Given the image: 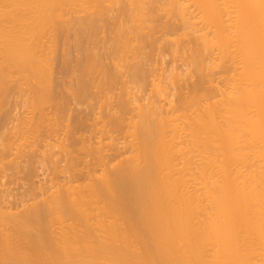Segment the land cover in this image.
<instances>
[{
    "label": "bare ground",
    "instance_id": "obj_1",
    "mask_svg": "<svg viewBox=\"0 0 264 264\" xmlns=\"http://www.w3.org/2000/svg\"><path fill=\"white\" fill-rule=\"evenodd\" d=\"M104 27L109 32L107 43L111 56L105 52L100 54L101 47L98 54L96 48L86 46V43H98L97 36L100 37ZM72 31L77 43L69 42L78 45L85 55L76 69V75L79 74L76 85L72 82L76 86L74 96L82 99L102 88L107 102L104 100L106 104L101 102L104 104L101 105L99 101L101 108L117 96L116 104L109 102L110 108L104 115L108 122L103 124L106 119L102 120L101 115V126L97 121L89 129L97 130L93 132L99 133L96 134L98 141L95 133L90 134L95 140L84 136L97 143L95 149L92 146L95 142L82 140L84 146L91 145L93 153L87 146H83L90 151L87 154L84 148H79L86 155L83 162L89 166L85 158L93 154L101 172L98 174L96 170L98 175L95 174L93 167V176L90 174L92 159L91 166H86L88 170L83 168L85 176L88 173L93 181L90 177V182L85 179L87 183H80L79 175L77 183L70 174L73 176L74 168L78 169L83 162L82 157H74L71 152L74 163L79 158L82 164L78 165L77 161L76 167L71 165L68 179L65 163L62 172L67 179L62 182L57 176L58 181L53 182L52 188L50 185L44 191L41 188V200H37L36 194L31 202L23 199L14 209L1 198L0 264H264V0H0V101L7 98L9 80L17 88L20 77L22 82H28L26 89L31 90L27 96L34 104H29L38 107L31 108V113L28 111L31 116L25 115L29 120L23 116L26 120L20 128L23 142L43 133L42 127L49 128L45 123L51 122L52 114L48 117L49 112L45 113L44 101L56 96L52 66L57 59L59 40L66 44L68 39L64 37L68 33L71 37ZM160 40L169 47L170 50L166 49L174 63H179L178 57V60L187 57L186 65L190 66L187 72L199 78L192 91L186 87L185 93L186 73L182 75L178 65L172 62L173 68L169 67L167 72L169 69H162L160 63L162 73H158L160 70L148 63ZM61 43L60 52L64 56ZM158 52L160 55L161 51ZM69 56V59L73 57ZM64 59L62 63L72 69L73 65H69L73 60ZM122 63L130 79L144 84L150 82L149 97H142L146 103L141 102L137 90L132 91L133 86L126 85L127 75L126 79L120 76L118 68ZM156 69L159 75L155 77L150 70L156 73ZM14 74H19L16 84ZM118 80L122 86L119 85L120 92L116 93L113 90ZM24 87H19L20 92ZM94 87L97 88L93 90ZM20 94L17 96L21 97ZM1 105L0 102V108ZM40 105L44 111L39 109ZM54 115V119L59 117ZM19 117L18 122L22 119ZM68 118L71 119L69 115ZM76 122L84 125L85 119L82 116ZM54 124L50 125L51 129ZM75 126L77 129L78 125ZM64 132L69 138L71 133L67 129ZM129 132L133 139L126 141ZM16 133L15 138L20 135ZM40 135L34 140L43 139ZM120 136L126 137L121 141ZM15 138L12 137V143H16ZM47 139L40 141L41 145H48ZM59 139L57 144L61 142L58 143ZM63 143L57 148L61 146L62 152L59 151L64 154L70 147L64 151ZM72 143L76 146V142ZM23 144L21 141L20 147ZM121 144L130 153L128 156L122 157ZM4 147L0 145L2 150ZM29 156L32 155L29 153ZM64 156L73 163L67 153ZM4 160L0 162L2 168ZM19 160L15 161H22ZM10 162L13 167V160ZM59 169L55 168V177ZM33 192L28 193L33 195Z\"/></svg>",
    "mask_w": 264,
    "mask_h": 264
},
{
    "label": "rangeland",
    "instance_id": "obj_2",
    "mask_svg": "<svg viewBox=\"0 0 264 264\" xmlns=\"http://www.w3.org/2000/svg\"><path fill=\"white\" fill-rule=\"evenodd\" d=\"M104 24V23H103ZM105 28L106 27H104V28H102L101 29V33L99 32V35H100V37L99 36H97V41L96 42H98V43H95V44H91V43H86V46H88V47H94V48H96L95 50L98 52V54L100 53V50H101V53L100 54H102L103 52H105V54H107L108 56H111V55H109V54H111V47L109 46V44L107 43L108 42V40H109V32H106V30H105ZM102 30H104V31H102ZM108 31V30H107ZM71 34L73 33V31L72 32H70ZM74 34V33H73ZM72 34V35H73ZM71 35V37H70V34L68 33V36L66 37H64V38H66V39H68V40H65L66 41V44H64L63 45V43H65L64 41H62L63 43H61V40L62 39H60L59 40V45H58V49L57 50H59V51H57L58 53H57V55H56V60L53 62V64H55V66L53 67L52 66V70L53 71H55V72H53L52 71V73H53V77H54V79H55V81H53L54 82V85L55 84H57V90H55V92H54V95H56V96H53V98H51V100H52V102H51V100H50V98L48 97L47 98V101L45 102L44 101V103H46L45 105H44V108H45V113H48V117H50L49 116V114H50V112H51V116L53 117H55V115L54 114H57V115H59V117H60V119H59V117L57 116L55 119H54V117L52 118V117H50L51 118V122H49L48 120H47V122L49 123H45V125H46V127H51L50 125L51 124H54V120H56V122H58V121H60V123L58 122L57 123V126L58 127H55L56 125V122H55V124L54 125H52L53 127V129L55 130H53V129H51L50 128V130H52V133H51V131L49 130V132H47L46 133V131H48V129L49 128H43L42 127V130H43V133H42V131H41V133L40 134H42V137H43V139L45 138V139H47V138H49V137H51V139L49 138V140L51 141H49L48 139V141H47V144L48 145H41V142L40 141H43V139H39L40 137H41V135L40 134H37V136L36 137H33L32 135H30L31 137H33L34 139H36L38 136H39V138H38V141L39 142H37L36 140H34L33 138V140H31V138L30 139H28V138H24L25 140H26V142H25V140H24V142H23V138L21 139L20 138V136L21 135H23V133H22V129H20V128H22L23 126H24V124H25V122H26V120L25 119H27V120H29V117L28 118H26L27 116H25V115H27L29 112H30V109L32 108V110L35 108V110H36V107H37V104L35 105V106H31L30 104H34L33 102V99L30 97V96H27L29 93V90L30 89H26V87L27 88H29L28 86H26L27 85V83L28 82H26V80L24 81L23 80V82H22V77H24V76H22L21 78L22 79H20V77H18V79H17V76H19V74L17 75V74H14V76L13 77H16L15 79H14V83L16 82L15 80L17 79V81L18 80H20V82H22V83H20L19 82V84H16V87L19 85V87H21V85H22V87L23 86H25L24 88H21V92H20V90H19V87H17V88H14L15 87V85L13 86V83H10V81L11 82H13V80H9V84H11V87H10V89H9V91H7L8 92V95L10 96V98H9V96L7 95V98H5L4 100H3V102H2V100L0 101L1 103H2V105H1V108H0V116H1V118H0V145L2 144V148L4 147V146H7V148L6 147H4V149L2 150V148H0V152L2 153H4V152H6V153H2V155L0 156V162H1V159L3 158V160L6 158V161L4 160L3 162H2V165H3V167L4 168H2V166L0 165V168L1 169H3V170H1L0 169V187L2 188V191H1V189H0V195H1V197H0V200H1V198H2V200H4L5 201V203L8 205V206H11L12 205V207L14 208V207H17L18 206V204L20 205L21 204V200H25V201H27L28 203L29 202H31L32 200H31V198L32 197H34V196H36V194H37V196H38V198H37V200H41V198H42V196L41 195H39V194H41V188H42V190L44 191L45 189H48V188H50L51 186H53V182H56V181H62V182H64L66 179H67V177L66 176H68V179H69V174H68V172H69V170L71 171V165H73L74 164V166L76 167L77 166V161L79 162L78 163V165H80V164H82L80 161H79V158H77V159H75V163H74V158H73V160H72V158H71V156H70V153L71 152H74V154L73 153H71V154H73L74 155V157H76V156H78V157H82L81 158V161L83 162V160H84V157H86V155L85 154H87V152L88 151H86V150H88V148H92L91 147V145H87V143H89V142H95V141H98V134L99 133H95V132H93V131H97L96 129L95 130H89V129H91V127L93 126V124L94 123H97V121H98V123H100L99 124V126H101V124L103 123H105L108 119H106V117H107V115L106 116H104L105 114H106V111H108L109 110V108H110V103L112 102L114 105L116 104L115 102V100H116V98H117V96H115V95H117L116 93H118V91H119V89H117L118 87H120L119 85H121L122 86V84H121V81L126 77V75H127V81H128V84H126V85H129V87L130 86H133V87H131V89H132V91L134 90H137V91H135L136 93H137V95H139L140 96V98H141V102L142 103H146L147 102V100L145 99V98H148L149 97V95H150V93H151V86H150V82H149V84H148V82H146L145 84H144V82L143 81H141V82H143V83H139V81H135V79H133L134 80V83H133V80H132V78L130 79V77L128 76L129 74H126V73H128L127 72V69H126V67H125V69H124V66H123V64L125 63H122V64H120V65H122V66H120L121 67V69H120V67L118 68V71H120V76L122 75V78L123 79H121L120 78V76H119V78H118V76H117V78L118 79H121V81H117L118 82V84H116L117 85V87L115 86V88H114V92H116V93H112V95L113 96H115L116 98L114 99V101H112L113 100V98L112 99H109V102H108V104L107 105H105V106H103L104 108H101L100 107V104L101 105H104V104H102L101 102H107V99H105V98H103L104 97V92L102 91V88H93V90L94 89H96V90H94L93 91V93L92 92H90V94L88 93V95L86 96V97H84V98H82V99H79V98H77L76 96H74V95H76V91H75V89H76V83H77V77H78V75L79 74H77L76 75V69H77V67L79 66V63H82L84 60H85V55H84V53H83V51L78 47V45H73L74 43H75V41H76V37L75 38H73L72 39V36ZM103 36V37H102ZM105 37V38H104ZM70 39V40H69ZM71 39H72V41H71ZM100 39H101V41H100ZM64 40V39H63ZM74 40V41H73ZM105 40V41H104ZM72 43V42H74L73 44H71L70 42ZM100 41V42H99ZM159 42V41H158ZM158 42L156 43L157 44V46H159V48H157V46L155 45V48H154V50H152V54H151V56L152 55H154V56H150V58H151V60H150V58H149V61H151V62H149L148 61V63L150 64V65H152V67L154 66L155 68H158L159 70H154V71H156V73L155 72H152L151 70H150V74L152 75V76H154V74H155V77L156 76H158L159 74L158 73H162V71H161V66H162V69L164 68V70L165 69H169V67H170V69H172L173 67H171V64H172V62H173V64L172 65H174V66H179L178 68H180V71H181V73H182V75H183V73H186L185 75H184V77H185V79H184V81L185 80H187V81H185V83H184V81H183V83L185 84V87H184V91H185V93L187 92V90H188V88L190 89L189 91H192L193 89H194V86H195V84L199 81L198 79V76L196 75V74H191L190 73V75H189V72H187V71H190V70H188L189 68H190V66H187L186 64H187V62L186 61H188V60H185V59H187V57H186V53H185V59L184 58H180L181 60H178V58H176V57H174V58H176V61H179V63H174L175 61H173L174 59H173V56H172V58H171V53H169V51L168 50H170L169 49V47L167 48L165 45H167V44H165V43H163L162 42V40H160V44L162 45V44H164V45H160V44H158ZM60 43L62 44V46L63 47H61L63 50H65V51H63L66 55H64L63 56V54H61V52H60ZM77 43V42H76ZM75 43V44H76ZM101 43V44H100ZM108 44V46L109 47H107V45H105V44ZM90 44H91V46H90ZM98 44V45H97ZM100 44V45H99ZM68 45V46H67ZM92 45H95V46H92ZM67 46V47H66ZM97 46H98V48H97ZM162 47V49L160 50V48ZM165 46V47H164ZM77 47V48H76ZM99 47H101V49L99 50ZM164 47V48H163ZM66 48V49H65ZM105 48V49H104ZM168 50H167V49ZM74 49V50H73ZM77 49V50H76ZM79 49V50H78ZM108 51H107V50ZM109 49H110V51H109ZM156 49H159V50H157L156 51ZM72 50V51H71ZM80 50H81V52H80ZM104 50V51H103ZM154 51H156V52H154ZM158 51H161V54L160 55H158L160 52H158ZM167 51V52H166ZM69 52V53H68ZM77 52V53H76ZM80 52V53H79ZM79 54V55H78ZM104 54V53H103ZM104 54V55H105ZM188 54V53H187ZM63 57H62V56ZM70 55L72 58V60L73 61H71V65H69V66H71L72 67V65H73V67H72V69L68 66V68H70V69H67V66L66 65H64L62 62H64V61H66L64 58L66 57L67 59H69L68 58V56ZM82 55V57L80 58V56ZM106 55V56H107ZM157 55V56H156ZM58 56V57H57ZM59 56H61L62 57V59H60L61 57H59ZM69 56V57H70ZM187 56H189V54L187 55ZM154 57V58H153ZM160 58V59H158V58ZM164 57V58H163ZM83 58V59H82ZM64 59V61H62ZM71 59H69V60H71ZM77 61V62H75V63H77V64H75L74 63V61L75 60ZM189 59V58H188ZM60 61H61V63H60ZM152 61H154V63L152 64ZM155 61H157L159 64L157 65L156 63L157 62H155ZM184 61V62H183ZM163 62V63H162ZM186 62V63H185ZM160 63H161V66H160ZM170 63V64H169ZM185 63V64H184ZM163 64V65H162ZM182 64H183V66H182ZM62 66V67H60V66ZM149 65V66H150ZM157 65V66H156ZM189 65V64H188ZM163 66H165V67H163ZM186 66H187V68H186ZM64 67L66 68V70H63L64 69ZM152 67H150V69H153ZM167 67V68H166ZM122 68H123V70H122ZM128 68V67H127ZM63 71H62V70ZM75 69V70H74ZM170 69L167 71V72H169L170 71ZM69 70H70V72H69ZM73 70H74V72H73ZM78 70V69H77ZM125 70V71H124ZM163 70V71H164ZM186 70V71H185ZM157 71H159L158 73H157ZM179 71V70H178ZM185 71V72H184ZM67 72V73H66ZM72 72V74H70ZM126 72V73H125ZM166 72V71H165ZM61 73V74H60ZM64 73V74H63ZM74 73V74H73ZM78 73V72H77ZM121 73H123V74H121ZM188 73V74H187ZM71 75V78L73 79V81H72V79L69 77L70 75ZM158 74V75H157ZM165 74V73H164ZM166 74H168V73H166ZM165 74V75H166ZM16 75V76H15ZM63 75V76H62ZM65 75V76H64ZM124 75V76H123ZM187 75H189V76H187ZM191 75H192V77H191ZM21 76V75H20ZM57 76V77H56ZM76 76V77H75ZM151 76V77H152ZM65 77V78H64ZM74 77V78H73ZM149 78V81H151V79L153 78ZM183 77V78H184ZM187 77V78H186ZM190 77H191V79H190ZM70 78V79H69ZM125 78V79H126ZM189 78V79H188ZM194 78H195V80H194ZM13 79V78H12ZM77 79V80H76ZM62 80V81H61ZM75 80V81H74ZM60 81V82H59ZM70 81H71V83H70ZM193 81V82H192ZM25 82V83H24ZM56 82V83H55ZM66 83V84H64V83ZM75 84H73V83ZM76 82V83H75ZM120 82V83H119ZM125 82H126V80H125ZM130 82H132V83H130ZM187 82V83H186ZM23 83H24V85H23ZM61 83L62 84H64V85H62L61 86ZM21 84V85H20ZM26 84V85H25ZM30 84V83H29ZM70 84V85H69ZM73 84V85H72ZM138 84V85H137ZM189 86H188V85ZM190 84H191V86H190ZM137 85V86H136ZM187 85V86H186ZM12 86H13V88L15 89V91H14V89L12 88ZM69 86H70V88H69ZM184 86V85H183ZM73 87H75V88H73ZM137 87V88H136ZM186 87H188V88H186ZM141 88V89H140ZM17 89V90H16ZM25 89H26V91H25ZM71 89V90H70ZM185 89H187V90H185ZM19 90V93L18 94H20V93H22L23 94V96H21V94L19 95V96H21V97H18L17 95H15L16 93H17V91ZM60 90V91H59ZM101 90V91H100ZM57 91V92H56ZM59 91V92H58ZM92 91V90H91ZM14 92H16V93H14ZM24 92V93H23ZM30 92H31V90H30ZM62 92V93H61ZM73 92L75 93V94H73ZM120 92V91H119ZM27 93V94H26ZM102 93V94H101ZM7 94V93H6ZM6 94H3V96L5 97L6 96ZM58 94V95H57ZM66 94V95H65ZM98 94V95H97ZM149 94V95H148ZM53 95V94H52ZM73 97H75V99L73 100L72 98V96ZM103 95V96H102ZM148 95V96H147ZM2 96V95H1ZM59 96V97H58ZM70 96V97H69ZM91 98H90V97ZM99 98H98V97ZM101 96V97H100ZM145 97V98H143V100H142V97ZM28 97H30L31 99H29ZM56 97L58 98V99H56ZM92 97H94V98H92ZM1 98H3V97H1ZM54 98L56 99V104L54 103L55 102V100H54ZM70 98V99H69ZM101 98V99H100ZM14 99V100H13ZM20 99V100H19ZM23 99V100H22ZM85 99H86V101H85ZM145 99V100H144ZM10 100V101H9ZM17 100V101H16ZM25 100V101H24ZM26 100H30L31 102H29V101H27L26 102ZM53 100H54V102H53ZM57 100L59 101V102H57ZM62 100H63V103H62ZM103 100V101H102ZM105 100V101H104ZM21 101V102H20ZM99 101H100V104H98L99 103ZM23 102V103H22ZM51 102V103H50ZM61 102V103H60ZM64 102H65V104H64ZM81 102H82V104H81ZM86 102V103H85ZM88 102H89V104H88ZM106 102H105V104H106ZM30 103V104H29ZM62 104L61 106L64 108H61V106L60 105H58V104ZM26 104V105H25ZM56 105V107H55V105ZM67 104V105H66ZM72 104V105H71ZM112 104V105H113ZM4 105V106H3ZM29 105V106H28ZM42 105V104H41ZM40 105V108L39 109H43V108H41L42 106ZM47 105V106H46ZM53 105H54V107H53ZM64 105H66V106H64ZM69 105V106H68ZM39 106V105H38ZM109 106V107H108ZM2 107H3V110H2ZM34 107V108H33ZM66 107V108H65ZM38 108V107H37ZM46 108H47V110H46ZM86 108H87V110H86ZM101 108V109H100ZM29 109V110H28ZM50 111H49V110ZM60 109H61V111H60ZM63 109V110H62ZM71 109V110H70ZM84 109H85V111L88 113L87 115H86V112L84 111ZM103 109V110H102ZM56 110V111H55ZM65 110H66V112H65ZM104 112V114H103V112ZM1 111H2V113H1ZM29 111V112H28ZM43 111H44V109H43ZM47 111V112H46ZM92 111H94V112H92ZM38 112H39V110H38ZM71 112V113H70ZM90 112V113H89ZM98 112H99V114H98ZM5 113V114H4ZM15 113V114H14ZM18 113V114H17ZM31 113V112H30ZM30 113H29V115H30ZM61 113V114H60ZM92 113V114H91ZM133 113H134V111H133ZM135 113H136V111H135ZM134 113V114H135ZM9 114V115H8ZM71 114V115H70ZM90 114V115H89ZM17 115V116H16ZM19 115H20V117H19ZM68 115L70 116V118L71 119H69L68 118ZM80 117H79V116ZM103 117H102V116ZM12 116V117H11ZM15 116V117H14ZM23 116H25L24 118H23ZM31 116V115H30ZM82 116L84 117V119H85V124L87 123V125H80L79 123H77L76 121L78 120L79 122H80V119L82 118ZM22 118V119H19V122H21V121H23L21 124L22 125H20L19 124V122L17 121L18 119L17 118ZM74 117V118H73ZM90 117V118H89ZM103 119H102V118ZM6 120H5V119ZM8 118V119H7ZM76 118H78V119H76ZM95 118V119H94ZM98 118H100V119H98ZM15 119V120H14ZM52 119H54L53 121H52ZM59 119V120H58ZM93 119L95 120V122H93ZM104 120V119H106V120H104V122L102 121V120ZM3 120V121H2ZM13 120V121H12ZM63 120V121H62ZM70 120V121H69ZM75 120V121H74ZM11 121V122H10ZM18 122V125H16L17 123L16 122ZM25 121V122H24ZM68 121H69V123H68ZM100 121V122H99ZM101 121H102V123H101ZM4 122V123H3ZM9 122V123H8ZM108 122V121H107ZM106 122V123H107ZM7 123V124H6ZM12 123L14 124V123H16V124H14V126L12 125ZM51 123V124H50ZM62 123V124H61ZM75 123H77V124H75ZM9 124H11L10 125V127H9ZM62 125V128H59L60 126ZM67 124V125H66ZM16 125V126H15ZM19 125L21 126V127H19ZM49 125V126H48ZM75 125H78L77 127V129L76 128H74V127H76ZM80 125V126H79ZM89 125V126H88ZM8 126V127H7ZM66 126V127H65ZM69 126H71L70 128H73V130H70L69 129ZM82 126V127H81ZM84 126V127H83ZM89 127V128H87V127ZM98 126V127H99ZM110 126V125H109ZM17 128V130L15 129V128ZM18 127H19V129L21 130H19L18 129ZM68 127V128H67ZM80 127V128H79ZM87 129H86V128ZM13 128V129H12ZM56 128H59V129H56ZM85 128V129H84ZM5 129V130H4ZM9 129V130H8ZM65 129V130H64ZM66 129H67V131H68V133L70 134L71 133V135L72 136H75V135H73L74 133L76 134V137L77 138H75V137H71V135H70V137L68 138V136H67V138L65 137L66 136ZM69 129V130H68ZM78 129H80V131H78L77 132V130ZM92 129H94V128H92ZM7 130L9 131V132H11V134H13L12 136H11V134H8L9 132H7ZM12 130V131H11ZM13 130H14V132L16 133V131L20 134V135H18V133H16L15 135H18L17 136V138H19V140L20 141H18V139L17 138H15L14 137V132H13ZM16 130V131H15ZM45 130V131H44ZM62 132H61V131ZM88 130V131H87ZM20 131V132H19ZM56 132L55 133V135H54V132ZM58 131V132H57ZM65 131V132H64ZM69 131H72V132H69ZM92 131V132H91ZM13 132V133H12ZM60 132V134H58L57 135V133H59ZM63 132L64 133H66V134H63ZM4 133V134H3ZM22 133V134H21ZM46 133V134H45ZM91 133H95L94 135H96L95 136V138H97L96 140H95V138H94V136H92V135H90ZM62 134V135H61ZM4 136V137H2V136ZM51 135V136H50ZM52 135H54V136H52ZM56 135L58 136V139H59V141H58V143L60 142V143H63L65 140V144L63 143V149L64 148H66L67 150H68V148L67 147H70L69 148V150H71L70 152H65L64 154H66L67 153V155H69V157H70V160H71V162H73L72 164L70 163V161L68 160V159H66L67 158V156L65 157L64 156V154L63 153H60V147L59 148H57L59 145H60V143L59 144H57V140L58 139H56L55 140V138H56ZM87 137H86V136ZM129 135V137H127V139H125L124 137H126V136H128ZM29 136V137H30ZM60 136V137H59ZM88 138L89 136H91V138L92 139H94V140H92L91 138H89L88 140L85 138ZM123 136V135H122ZM126 136H124V137H121V141L123 140L122 138H124L126 141H128L129 139H133V137L131 138V135H130V132H129V134H127ZM6 137V138H5ZM12 137L13 138H15L14 139V141L13 142H16V143H12L11 141L13 140L12 139ZM22 137V136H21ZM53 137H54V139H53ZM85 138V139H81V138ZM62 138L64 139L65 138V140H62ZM73 138V139H72ZM72 139V141H69V140H71ZM75 139V140H74ZM76 139H77V141H78V143H77V141H76ZM10 140V141H9ZM32 143L33 142V144H31V143H29V141ZM69 142H68V141ZM74 140V141H73ZM81 140V141H80ZM85 141V142H87L86 143V145L84 146V142L83 141ZM87 140V141H86ZM106 139H104V141H105ZM3 141H6V143L5 142H3ZM21 141H22V144L24 143H26V147L27 148H25V145L23 144V147H20L21 146ZM55 141H56V143H55ZM9 142V143H8ZM28 142V143H27ZM35 142V143H34ZM49 142V143H48ZM53 142H54V144H53ZM70 142H71V144H70ZM72 142H76V146H74V144L75 143H72ZM92 142V143H93ZM105 142H108V140L107 141H105ZM7 143H8V145H7ZM10 143H12L13 145H12V147H11V144ZM36 143H38V144H36ZM50 143H52V144H50ZM84 143V144H83ZM9 144H10V146H9ZM19 144V145H18ZM57 144V145H56ZM70 144V145H69ZM73 144V145H72ZM79 144H80V146H79ZM94 145H92L93 146V148L95 149V144H96V146H97V143L95 142V143H93ZM15 145V146H14ZM18 145V146H17ZM28 145V146H27ZM29 145H31V146H33V147H29ZM49 145H51L50 147H52V145H54V150H52L53 149V147L52 148H50L49 147ZM72 145V146H71ZM9 146V147H8ZM36 146H37V148H36ZM41 146H43V147H41ZM56 146V147H55ZM65 146V147H64ZM78 146V147H77ZM88 147V148H84V147ZM11 147V148H10ZM45 147H46V149H49V152H46V151H48V150H46L45 149ZM47 147H49V148H47ZM74 147V148H73ZM76 147V148H75ZM6 148V149H5ZM10 148V149H9ZM13 148H14V150H13ZM18 148V149H17ZM20 148H21V150H20ZM22 148H24V149H22ZM32 148H33V151L31 152V150H32ZM79 148H84L83 150H85L84 151V153L82 152L83 150L82 149H79ZM91 149L90 151H94V149ZM16 149V150H15ZM30 149V150H29ZM36 149V150H35ZM41 149V150H40ZM45 149V151H43ZM66 149H64V151H66ZM74 149V150H73ZM76 149V150H75ZM78 149H79V151H81L82 152V154H83V156H82V154H81V152H79L78 151ZM8 150H10V151H8ZM12 150V151H11ZM17 150H18V156H17V154H16V152H17ZM24 150V151H23ZM27 152H29L30 153V155H32L31 156V158H30V156H29V153H27ZM55 150H58L57 151V153H58V157H57V155H55V153H56V151ZM37 151H39V152H37ZM41 151V152H40ZM53 152L52 154L55 156H51V152ZM89 151V152H90ZM93 151H92V153H93ZM120 151H123L122 152V157L125 155V156H128V154H130V153H128L127 151V148H125L124 149V145H122L121 144V149H120ZM37 152V153H36ZM61 152H62V149H61ZM77 152V153H76ZM78 152L81 154V156H80V154H78ZM88 152V153H89ZM0 153V154H1ZM50 155H49V154ZM56 153V154H57ZM69 153V154H68ZM12 154V155H11ZM25 154H26V159H27V161H26V159H25ZM27 154H28V156H27ZM34 154V155H33ZM37 154V156L35 157V155ZM44 155V157H43V155ZM46 154H47V156H46ZM62 154V155H61ZM124 154V155H123ZM7 155V156H6ZM15 155L17 156L16 158H15ZM49 155V156H48ZM89 155H90V157H89ZM92 155V156H91ZM124 156V157H125ZM7 157H8V159H7ZM10 157V158H9ZM19 157L21 158L20 160H22L21 162H19L18 163V161H15V160H19ZM35 157V158H34ZM37 157H39V159H38V161L36 160L37 159ZM52 157V158H51ZM55 159H54V158ZM60 157H61V159H60ZM12 158V159H11ZM33 158H34V160H33ZM45 158H46V160H45ZM91 158V159H90ZM121 158V156L118 158V159H120ZM9 159H10V161L11 160H13V167H12V165L10 164L11 162L9 161ZM51 159V160H50ZM56 159H59L58 161L56 160ZM63 159H65L64 161H63ZM86 159V161H88L89 163H90V165L89 166H91V162H90V160L92 161V159H94V155L93 154H88V157L87 158H85ZM19 160V161H20ZM28 160H29V162H28ZM33 160V161H32ZM54 160V162H55V164H54V162H52ZM26 161V162H25ZM35 161H36V163H35ZM48 161V162H47ZM59 161H61L60 163H59ZM64 163H63V162ZM5 162H6V165H5ZM15 162L17 163V164H15ZM33 163V167H32V163ZM51 162V163H50ZM68 162V163H67ZM93 162V165L91 166V171H90V174L92 175V173H93V169L95 170V174H100V172H101V166H100V164H98V165H95V159H94V161H92ZM9 163V164H8ZM28 163V164H27ZM56 163H57V166L55 167V165H56ZM65 163H66V166H67V168H69V169H67L66 167L64 168V166H65ZM1 164V163H0ZM30 164H31V167H30ZM36 164H37V167H36ZM85 164V161L83 162V164H82V166L80 165V167H78V169L76 168H74V178H73V176L71 175L72 174V172H71V174H70V176H71V178L72 179H76V182L77 183H79V181H80V183H83V182H85V179L87 180H89V182H90V177H91V180H92V176L91 175H89L88 173H87V175L89 176H85V174H86V170H88L87 169V167L86 166H88V163L86 162V164ZM9 165L12 167V169L11 168H9ZM27 165V166H26ZM64 165V166H63ZM26 166V167H25ZM35 166V167H34ZM54 166V167H53ZM69 166V167H68ZM89 166H88V168H89ZM18 167H19V170H18ZM23 168V169H21V172H20V168ZM59 167L61 168V169H59ZM83 167H85V169L86 170H84V168ZM93 167H95V168H93ZM5 168L6 169H8V171L7 170H5ZM13 168H16L15 170L13 169ZM33 168V169H32ZM55 168H56V170H57V168L59 169L58 170V175L56 174V177H55ZM63 168H64V172L67 174L66 176H65V174L62 172L63 171ZM79 168H82V170H83V173H84V175H83V173L81 174V171H80V169ZM93 168V169H92ZM65 169H66V171H65ZM72 169H73V166H72ZM4 170H5V172H4ZM10 170H11V173H10ZM14 170V171H13ZM24 170H26V171H24ZM28 170V171H27ZM54 170V171H53ZM76 170H78L77 172H79V174L78 173H76ZM96 170H97V173H96ZM2 171V172H1ZM34 171V172H33ZM19 172V173H18ZM92 172V173H91ZM5 173V174H4ZM14 173V174H13ZM76 173V174H75ZM97 174V175H98ZM4 175V176H3ZM28 175V176H27ZM79 175H81V177L79 176ZM57 176H58V178H57ZM83 176L85 177V178H83ZM10 177V178H9ZM66 177V178H65ZM80 177V180L78 179ZM87 177V178H86ZM4 178V179H3ZM56 178L58 179V180H56ZM63 179H65L64 181H63ZM79 181H78V180ZM81 179H82V181H81ZM84 179V180H83ZM71 180V179H70ZM95 180H98L97 178H95ZM94 180V181H95ZM67 181H69V180H67ZM74 182H75V180H73ZM93 181V180H92ZM75 182V183H76ZM88 182V181H87ZM87 182H85V183H87ZM4 184V185H3ZM84 184V183H83ZM3 185V186H2ZM42 185V186H41ZM49 185H50V187H49ZM32 186H33V188H32ZM43 187H44V189H43ZM27 188H28V190H27ZM52 188V187H51ZM34 190V192H33V195L31 196L28 192L30 191L31 193H32V191ZM25 191V192H24ZM28 191V192H27ZM4 193V194H3ZM35 193V194H34ZM9 194V195H8ZM12 194V195H11ZM24 194H26V196L28 195V199H30L29 201H28V199H25L26 198V196L24 195ZM3 195H4V197H3ZM16 195V196H15ZM6 196H8L7 198H6ZM23 196V197H22ZM24 196H25V198H24ZM39 196H40V198H39ZM22 197V199H20ZM14 198V199H13ZM8 200V202L6 201V200ZM12 202H13V204H12ZM14 202H15V204H14ZM18 202V203H17ZM17 203V204H16ZM15 209V208H14ZM20 209H21V207H20Z\"/></svg>",
    "mask_w": 264,
    "mask_h": 264
}]
</instances>
